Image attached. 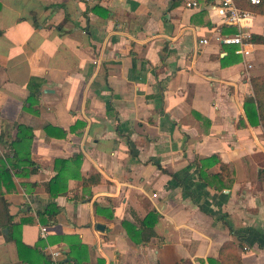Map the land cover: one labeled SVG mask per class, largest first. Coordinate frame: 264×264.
<instances>
[{"label": "crops", "instance_id": "obj_1", "mask_svg": "<svg viewBox=\"0 0 264 264\" xmlns=\"http://www.w3.org/2000/svg\"><path fill=\"white\" fill-rule=\"evenodd\" d=\"M211 1L0 0V264H264V10Z\"/></svg>", "mask_w": 264, "mask_h": 264}, {"label": "trees", "instance_id": "obj_2", "mask_svg": "<svg viewBox=\"0 0 264 264\" xmlns=\"http://www.w3.org/2000/svg\"><path fill=\"white\" fill-rule=\"evenodd\" d=\"M234 3H236L238 6H243L245 5L246 2L250 3L252 8L255 10L262 11L264 10V0H258V2L253 3L250 0H245V3H241V1L238 0H233ZM248 5V4H247ZM249 6V5H248ZM252 37V36H251ZM259 38V37H257ZM250 39V37H249ZM251 84H252V91L253 95L246 96L244 99V106H247L249 104L252 108L255 107V109L258 112V119L261 120V125L263 127L264 131V77H253L250 79ZM31 136V130L28 126H25L23 124H17V133L15 139L12 141V144L14 146L15 152H16V145L20 144L25 140L29 141ZM3 172L6 171L5 168L1 169ZM60 178V171H57L48 181V191L50 195H55L57 191L59 190H54L53 186L56 185V183L59 181ZM86 180H89L87 178ZM57 207L54 204H47L46 207H44L42 210H39L37 213L39 216L42 215H53L57 211ZM152 216V213L146 215L143 219V221H146ZM144 224V223H143ZM152 225V221L150 223ZM149 224V225H150ZM20 224H17V228H19ZM148 225V226H149ZM151 225L148 227L151 230ZM14 226V225H13ZM16 226V225H15ZM14 228V227H13ZM13 228H11L10 225H8V231L5 234V238L7 240H13L16 246V251L18 254L19 258H23L26 260L27 264H38L33 260V258H43V255L40 251L36 249V245L39 244L42 240L39 238L38 241L34 245H27L23 243L19 237V235H14L13 234ZM41 240V241H40ZM77 246H82L79 241L75 245L70 246V253L65 257V259L59 260V264H69V259L72 261L79 260L77 254H76V247ZM224 249V248H223ZM235 257V256H234ZM236 258V257H235ZM237 264L239 263V260L236 258Z\"/></svg>", "mask_w": 264, "mask_h": 264}, {"label": "built area", "instance_id": "obj_3", "mask_svg": "<svg viewBox=\"0 0 264 264\" xmlns=\"http://www.w3.org/2000/svg\"><path fill=\"white\" fill-rule=\"evenodd\" d=\"M250 1L253 3L258 2V0ZM183 3L185 6L194 7L198 5V0H183ZM209 5L215 9L216 13L222 18V21L225 23L240 24L250 14L248 10L236 6L233 0H212ZM244 36H246V34L238 32L223 36L221 38V41L243 44ZM238 50L242 53H247V50L243 47H240ZM44 232L45 226H40L39 233L41 234V236ZM49 254L52 257V264H59V259L57 258V256L60 254V251L58 249H52L49 251Z\"/></svg>", "mask_w": 264, "mask_h": 264}, {"label": "water", "instance_id": "obj_4", "mask_svg": "<svg viewBox=\"0 0 264 264\" xmlns=\"http://www.w3.org/2000/svg\"><path fill=\"white\" fill-rule=\"evenodd\" d=\"M96 226L99 227V224H96ZM3 232H6V228H3Z\"/></svg>", "mask_w": 264, "mask_h": 264}]
</instances>
